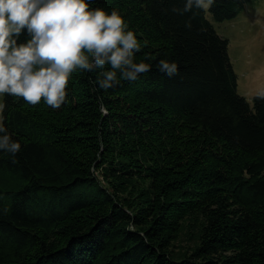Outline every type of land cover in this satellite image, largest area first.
Wrapping results in <instances>:
<instances>
[{"label":"trees","instance_id":"16d2710c","mask_svg":"<svg viewBox=\"0 0 264 264\" xmlns=\"http://www.w3.org/2000/svg\"><path fill=\"white\" fill-rule=\"evenodd\" d=\"M246 1L213 0L208 10L231 18ZM184 4L92 0L141 34L135 61L152 70L137 81L105 91L99 70H77L59 109L3 95L4 125L21 151L0 150V173L24 184L0 189V264H25L28 249L27 264H264V91L251 102L237 91L227 38L206 10L182 12ZM160 60L176 62L179 74L160 72ZM115 136L130 142L134 161L126 152L114 159ZM97 169L107 179L142 176L153 206L127 209ZM195 209L204 218L199 243L175 259L168 242Z\"/></svg>","mask_w":264,"mask_h":264},{"label":"clouds","instance_id":"9594fccd","mask_svg":"<svg viewBox=\"0 0 264 264\" xmlns=\"http://www.w3.org/2000/svg\"><path fill=\"white\" fill-rule=\"evenodd\" d=\"M91 3L0 0V96L22 98L33 106L43 100L59 109L67 101L68 82L77 70H99L95 84L105 91L121 80L135 82L152 70L149 63L135 61L141 45L121 15L92 8ZM212 3L185 0L182 12L193 7L207 10ZM25 33L28 39L20 43ZM158 70L170 78L179 74L174 61L160 60ZM97 99L103 109L101 98ZM6 107L0 103V150L15 157L21 143L12 139L4 125Z\"/></svg>","mask_w":264,"mask_h":264},{"label":"rangeland","instance_id":"374dc122","mask_svg":"<svg viewBox=\"0 0 264 264\" xmlns=\"http://www.w3.org/2000/svg\"><path fill=\"white\" fill-rule=\"evenodd\" d=\"M206 15L215 31L227 38L228 54L236 73L237 91L251 102L255 93L264 91V0H247L244 9L231 18L215 20L208 9ZM125 23L128 30L133 29L138 42L142 45V40L139 39L141 37L139 31L127 22ZM2 97L3 95L0 96V103H2ZM127 104L124 102L122 105L128 107ZM102 110L105 114V108ZM115 127L120 129L115 125L113 131ZM111 140L110 145L114 148V159L119 157L120 152H126L128 162H130L129 159L131 162L134 161L132 157L136 153L134 148L129 147L130 142L120 140L116 136L111 137ZM99 153L100 151L91 155L96 158ZM138 156L137 153L136 157ZM94 172V175L109 187L114 197L119 199L127 209L135 210V208L145 205L153 206L154 197L148 185L149 181L142 180V176L130 180L119 177L107 179L101 170L97 169ZM23 184L24 181L17 175L7 172L0 173L1 190L16 189ZM203 224L204 218L199 209L186 214L179 222L175 235L168 242L166 252L175 259L187 257L199 243ZM33 254L34 250H26L23 255L25 264L27 261H32Z\"/></svg>","mask_w":264,"mask_h":264}]
</instances>
